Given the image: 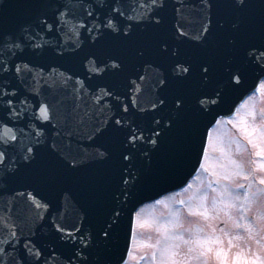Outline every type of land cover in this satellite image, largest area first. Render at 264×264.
I'll use <instances>...</instances> for the list:
<instances>
[{
	"label": "snow or ice",
	"instance_id": "obj_1",
	"mask_svg": "<svg viewBox=\"0 0 264 264\" xmlns=\"http://www.w3.org/2000/svg\"><path fill=\"white\" fill-rule=\"evenodd\" d=\"M30 6L35 12L25 26L10 29L0 20V183L33 189L16 196L30 198L26 206L48 210L52 201L41 203V190L69 199L75 189L79 224L65 226L52 215L47 221L51 235L43 244L35 229L45 215L36 212L25 233L12 214L14 200L0 217V264H50L59 247L65 250L59 252L64 264H124L121 253L110 257L127 205L177 171L193 152L199 156L205 138L211 140L216 130L209 125L222 122L217 114L229 95L249 75L264 76V0H204L194 35L180 22L184 5L179 0L175 5L170 0H135V7L128 0H63L54 7L47 0H30ZM67 31L76 37L71 50L59 37L53 47L47 46L49 37ZM29 50L42 59L66 60L65 84H82L76 69L87 63L85 75L102 86L99 95L88 92L91 105H84L83 115L76 109L55 113L52 104H40L43 122L37 123L40 117L33 114L23 130L13 132L9 125L27 119L29 96L35 91L26 80L43 81L44 69L33 74L32 62L25 59ZM15 80L25 85L27 94ZM78 92L83 100L84 89ZM16 133L26 136L27 143L21 146ZM261 137V143L248 142L253 155L264 158V133ZM213 175L221 185L212 189L219 193L213 199L222 198L240 216L249 211L246 205L255 195L252 182L258 179L264 185V176L256 178L243 168ZM232 175L247 183L221 184ZM177 203L190 214L208 215L203 203ZM235 227L243 225L237 222ZM162 229L165 235L153 245L159 246V255L151 254L157 264H208L211 245L221 243L192 227L179 235L168 233L167 224ZM231 242L229 236V246ZM252 264H264V259L254 258Z\"/></svg>",
	"mask_w": 264,
	"mask_h": 264
},
{
	"label": "rangeland",
	"instance_id": "obj_2",
	"mask_svg": "<svg viewBox=\"0 0 264 264\" xmlns=\"http://www.w3.org/2000/svg\"><path fill=\"white\" fill-rule=\"evenodd\" d=\"M221 121L209 140L202 170L190 186L177 195L166 197L156 206L139 211L131 261L128 264H136L134 260L139 257L142 259L139 260L140 264H157L151 254L157 252L159 255V246L153 245L165 235L162 229L165 224L168 233L179 235L183 234V229L192 227L199 230L201 235L219 238L221 243L211 245L213 252L208 257V264H220L221 261H226V264H252L254 258L264 259V185L259 184L258 179L252 182L251 191L255 195L247 203L249 211L243 216L236 209H229L226 202H221L222 198L213 199L219 197V193L212 191L221 186L215 183L217 176L213 173H235L243 168L245 172L252 171L256 178L264 176V167H261L264 158L254 156L255 149L248 142L252 139L261 143V133H264V85L258 94L239 108L234 118ZM210 181L213 183L208 187ZM235 183L247 182L242 176L236 175H232L230 180L221 181V184L229 186ZM179 200L194 206L203 203L208 209V215L201 216L199 212L190 214L184 205L177 203ZM177 209L180 210L178 213ZM176 222H179L181 228L173 227ZM237 222L243 227H235ZM213 228L216 229L214 233ZM229 236L232 238L231 246ZM181 250H186V247L182 245Z\"/></svg>",
	"mask_w": 264,
	"mask_h": 264
},
{
	"label": "water",
	"instance_id": "obj_3",
	"mask_svg": "<svg viewBox=\"0 0 264 264\" xmlns=\"http://www.w3.org/2000/svg\"><path fill=\"white\" fill-rule=\"evenodd\" d=\"M47 2L54 7L56 3L63 2V0H47ZM79 3V0H76ZM99 2V0H98ZM171 4L175 5L177 0H170ZM183 3L184 8L182 10V20L180 21L186 28L190 29L192 34H195V29L199 26L201 8L204 0H179ZM128 4L135 7V0H128ZM51 9H49L50 11ZM35 9L30 6V0H0V20L4 22L5 27L10 29H17L21 26H25L31 22ZM71 27V25H70ZM59 37L60 42L65 45V47L71 50L76 42V37L72 32L67 31L66 33L57 32L53 36L49 37L50 43L48 47H53L55 41ZM83 38L82 36L80 37ZM40 42V41H38ZM79 51V49H77ZM30 51L26 53V61L32 62L33 74L40 73L41 68H43V81L39 84H33L31 78L26 80V83L31 85L35 91L29 96V107H28V117L22 122H14L10 124L9 127L16 132V128L24 129V123H27L35 114V116L40 117L37 121L43 122V117L40 116L39 105L40 104H52L54 106L55 113H63L65 111H72L76 109L81 115L84 114L85 104L91 105V98L88 92H94L99 95L97 88L99 82L93 80L90 75H85L89 71V67L85 62L82 69L77 68L76 71L80 74V80L82 84H75L74 81L67 84L64 83L68 73L67 68L70 66L66 60L56 59L55 57L40 58L30 54ZM47 65V67H45ZM63 65V66H62ZM264 76H258L256 74H251L245 80L243 86L240 89L232 92L227 102L221 106L222 110L218 111L217 118L221 115H226L229 113L233 107L239 102V100L246 94L247 90L254 87L258 81ZM46 81V83H45ZM14 83L20 89L22 93L27 94L25 85L19 80H15ZM84 89L83 100L79 98L78 89ZM77 106H79L77 108ZM90 115V113H89ZM87 119V117H86ZM215 122H213L214 124ZM212 125H209V129ZM19 136L20 145L27 143L26 136ZM4 136V129L0 126V137ZM207 138V137H206ZM206 138L204 140V148L206 143ZM197 148H200V142H197ZM203 151L197 156L196 152H193L188 160L175 172H173L167 179H164L158 183L153 184L151 187L142 190L125 208L122 220H121V231L119 235L118 242L113 247L111 253V259H115L119 253L123 255V258L127 256L131 235L133 227V218L135 210L145 201L153 198L154 196L160 194L166 189H169L179 183L184 182L197 170L203 155ZM199 160V162H197ZM11 189V190H10ZM33 191V189H22L16 186H9L6 183H0V217H3L4 212L12 205L13 201L16 202V207L12 210L14 217H19L21 226L23 227L25 233L31 227H33V220L36 212H41L45 215L46 220L41 221L36 227L37 238L43 244H47L50 238V232L48 227V222L52 215L59 216L58 222H62L65 226H69L73 223L79 224L78 213L80 205L78 201L80 200L79 193L73 189L72 194L69 199H65L64 195L61 193L58 198L53 197L50 193L41 190L40 192V202L48 203L49 200L52 201V206L50 210L48 209H36L33 206H26L25 201L31 205V200L27 196L22 199L16 196V193ZM35 195V193H34ZM47 197V199H45ZM6 234V232H5ZM2 246V245H0ZM63 247H59V252H64ZM58 252L57 257L50 261V264H64V256L60 255Z\"/></svg>",
	"mask_w": 264,
	"mask_h": 264
}]
</instances>
